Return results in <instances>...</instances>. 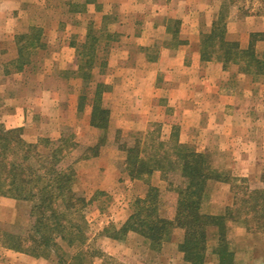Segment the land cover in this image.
<instances>
[{
  "label": "trees",
  "instance_id": "trees-1",
  "mask_svg": "<svg viewBox=\"0 0 264 264\" xmlns=\"http://www.w3.org/2000/svg\"><path fill=\"white\" fill-rule=\"evenodd\" d=\"M238 0H224L212 28L201 38V59L217 61L225 70L235 65L252 77L264 76V54L257 52L256 44L264 41V32L249 35V44L242 48L238 41L229 39L227 22L229 12ZM169 31L176 39L179 22L172 20ZM111 34L106 28L88 27L82 43H72L76 49V68L69 71L81 80L79 109L90 100L89 125L103 133L104 142L109 128L110 111L102 104L108 87L95 82L94 70L103 69L106 61H99L103 37ZM17 71H23L29 57L43 47L42 30L31 27L26 34L15 38ZM5 73H8L5 71ZM22 128L7 129L0 124V197L27 202L31 205V226L22 234L0 228V246L34 258H48L55 253L59 264H81L86 248V221L83 211L88 205L75 189L74 164L98 156L99 144L86 151L72 164L63 160L76 148L71 135L53 141L41 139L29 143L23 138ZM125 153L123 167L131 180L149 181L155 173L166 183L167 190L176 195L175 215L168 219L161 214V191L149 185L146 195L133 203L131 214L120 226L110 224L102 233L112 240H123L129 233L142 237L152 250H160L175 229L183 230L178 250L189 264H204L209 229L217 230L214 249L218 264H234V253L229 249L226 232L228 222L242 223L247 232L264 234V174L263 187L252 189L243 178L226 175L211 164L205 153L198 152L179 139V129L173 127L165 139L160 123H150L147 130L137 133L131 145H121ZM178 176L176 182L173 175ZM231 186L233 203L222 214H206L202 210L210 182ZM62 243L68 247L81 246L73 255L76 263L64 261ZM264 264V263H263Z\"/></svg>",
  "mask_w": 264,
  "mask_h": 264
},
{
  "label": "crops",
  "instance_id": "crops-1",
  "mask_svg": "<svg viewBox=\"0 0 264 264\" xmlns=\"http://www.w3.org/2000/svg\"><path fill=\"white\" fill-rule=\"evenodd\" d=\"M75 1L69 2L72 9H76ZM223 1H84L86 11L101 15L99 22L90 24L96 29L104 27L108 31L109 23L106 20L113 14L112 7H118L122 13L119 12L111 21V26L115 28L113 32L117 33L114 35H118L117 45L111 49L105 67L101 69L98 65L94 70L95 75L99 73L103 76L101 80L95 79L94 83L102 82L108 87L103 93L102 104L110 111L109 129L144 131L151 122L167 121L168 128L174 125L179 127L181 143L191 141L194 132H250V135L251 132L260 131L264 136V127L258 131L253 123L255 112L250 90L242 88V84L239 86L240 82L235 84V88L226 90L229 81L223 82L230 71L238 76L237 81L244 79L253 82L264 79V76H248L235 65L225 70L221 62L201 59L202 35L211 30ZM60 6V0H0V64L16 60L17 35L26 34L29 28L40 23V17L47 18V10ZM76 12L72 11L75 20L64 29L65 32H61L58 26L50 31L55 39L58 35L65 38L69 35L70 38L81 40L80 43L85 41L88 29L81 32L80 26L84 22L80 15L83 13ZM172 20L179 22L176 39H173V33L169 31ZM60 25L63 26V23ZM253 32H264V13L249 14L227 23L229 39L238 41L242 48L248 46L249 35ZM259 46H264V41L256 44V48ZM66 48H69L71 58L65 56L68 52ZM74 53L75 48L71 43L55 51L52 54V65L68 69V66L74 64ZM73 66L76 68V61ZM6 72L0 82V123L7 129H25L29 136L33 133L34 137L47 136L58 140L61 137L59 129L64 120L63 112L68 106L66 100L56 90L37 89L38 82L33 86L34 91L28 94L24 91L25 83L19 73L10 70ZM80 93L74 97L73 102H69V111L76 116L77 113H84L89 124L91 103L87 100L79 112ZM175 116L178 117L177 122L171 120ZM261 117L264 120V102ZM26 134L23 135L25 139L29 138ZM249 135L247 138L241 137L246 141L242 145L244 147H239V142L235 146L237 149H233L236 163L228 167L238 170L237 175L250 179L264 168V143L255 141L254 146V139ZM86 163H80V168L86 167ZM109 177H103L99 188L109 187ZM19 203L23 202L0 197V211L12 212V208ZM174 234L183 235V230L175 229ZM177 253L183 259V254Z\"/></svg>",
  "mask_w": 264,
  "mask_h": 264
},
{
  "label": "rangeland",
  "instance_id": "rangeland-1",
  "mask_svg": "<svg viewBox=\"0 0 264 264\" xmlns=\"http://www.w3.org/2000/svg\"><path fill=\"white\" fill-rule=\"evenodd\" d=\"M84 1L85 0H76V9H72L69 6L70 0H60V7H53L47 10V18L40 17V23L32 26L42 30L43 47L30 55L29 63L24 67L23 71H17V65L14 63L15 60L0 64V82L2 79L1 76L5 71H16V73H19L22 82L25 83L24 91L28 94L31 90L34 91L33 86L35 87L36 82H38L37 89L44 88L52 91L56 90V92L66 100V103H68L67 108L63 112L64 120L59 130L61 132V137L72 136L73 141L76 143V148L63 160L62 165H69L75 162L87 148H92L99 144V140L103 135L101 131L92 128L88 124V120L85 119L84 113L81 115L77 113L76 116V114L69 111V102L71 100L73 102L74 97L77 96L82 89L81 80L74 78L73 75L68 73L75 69L73 65H75L76 61V49L73 59L74 64L68 66V69H62L60 65H52V54L55 51H59V49L66 47L70 43L81 42V40L77 38H70L69 35H66V38L63 37V35H58L55 39L52 35L53 32H50L53 31L55 26H58L61 32H65L64 29L70 27L72 21L75 20L72 11L83 13L80 15L84 22V25L80 26L81 32H83L85 28L88 29L91 22L97 23L100 21L101 15L99 13L95 14L94 12L86 11V6L83 4ZM91 8H89V10H93ZM112 11L113 14L109 15L106 20V23H109L107 29L108 32L110 31L111 36H104L102 38V45L99 50V61H109L111 49L115 48L118 42V35H114L117 33L113 32L115 28L111 26V21L113 18H116L119 12L120 14L122 13L118 7H112ZM255 13H264V0H238L230 9L228 22L231 21V19L234 21V19H241L246 17V15ZM59 21L60 23L57 24ZM61 23H63V26L60 25ZM66 49L68 52L65 53V56L71 58L69 48ZM257 50L260 55H263L264 46H259ZM102 78L103 76H100L99 73L95 75L96 80H101ZM237 80L238 76L230 71L229 75H225V79H223V82L229 81L225 89L231 90L233 87L235 88L237 82H240L238 83L239 86L242 84V88L250 90L252 94L251 97L253 98L252 103L254 104L252 108L255 112V120L253 123L259 131L261 127H264V120L261 117V108L264 102V79H258L253 82L244 79H240V81ZM1 101L0 99V104ZM171 120L177 122L178 117L175 116V119ZM151 123H160L162 125V135L165 139L169 136L173 127L179 129V127L175 125L172 128H168L166 126L167 121H154ZM1 125L4 126V124ZM147 128L144 131H146ZM144 131L108 128L104 142L99 144L100 149L98 156L84 160L87 162V166L82 169L79 164L84 161L74 164L77 174L74 189L89 202L83 211V217L87 224V242L86 248L84 249L86 254H84L81 264H189L177 255V252H179V242L177 243V241L182 239L183 235H171L170 238L163 243L160 250H152L145 240L137 234L129 233L126 238L117 241L106 237L102 233L104 227L110 224L120 226L126 221L132 212L134 201L146 195L149 185L157 186L161 191L160 205L162 216L172 219L175 215L176 195L167 190L166 183L161 180L159 173H155L149 181H135L131 180L124 171L123 162L125 153L119 150L118 147L124 144L131 145L136 134ZM22 132L23 135L26 134L25 129H22ZM27 133L26 135L29 136V132ZM249 133L250 132H226L224 134V132H194L191 141L183 144L189 145L196 151L202 150L201 152L208 156L212 166L217 170L232 177L245 179L252 189H260L263 187L261 178L264 174V168L260 170V175L256 174V176L249 179L243 175H237L236 171L238 170L228 167L236 163V160H234L236 155H233V149H235V146H238L237 144L239 142H241L239 143V147H244L242 145H245L246 141L242 140L241 137H246ZM242 134H244V136ZM34 136L33 133H31L29 136L31 139H24L29 143H38L44 138L56 141L53 137ZM249 137H251L252 140L254 139V146L255 141L256 143H260L261 141L264 143V136L261 135L260 131L251 132ZM236 138H238V141ZM29 140H32V142ZM239 155L241 154L239 153ZM84 171L86 172L83 173ZM240 171H243V169ZM245 172L246 171H244V173ZM244 173L241 172V174ZM105 175L110 176V184L107 189H102L99 188V186L102 184L101 181H103ZM172 179L176 182L178 176L175 174L172 176ZM232 203L233 193L231 191V186L229 184L213 181L209 183L202 210L206 214L218 215L224 211L226 206H230ZM30 207L31 205L29 203L23 202L19 203V205H15L12 208V212L0 211V228L15 234L24 233L33 222V219L29 215ZM226 239L229 249L234 253V264L264 263V234L247 232L242 223L228 222ZM217 241V230L215 228H210L204 264H218L217 256L214 254ZM62 245L63 248L60 254L64 261L67 263H76L77 260L75 261L73 255L81 246L78 245L70 248L64 243H62ZM0 248H2L0 249V264H59L55 253H51L48 258H34L23 253L8 249L5 250V248L1 246ZM8 251H11L10 254L8 253L9 255L7 254ZM26 257L29 259H25Z\"/></svg>",
  "mask_w": 264,
  "mask_h": 264
}]
</instances>
